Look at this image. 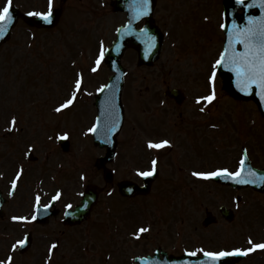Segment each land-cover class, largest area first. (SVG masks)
Segmentation results:
<instances>
[{"label":"rangeland","instance_id":"rangeland-1","mask_svg":"<svg viewBox=\"0 0 264 264\" xmlns=\"http://www.w3.org/2000/svg\"><path fill=\"white\" fill-rule=\"evenodd\" d=\"M19 1L21 2V6L28 7L27 10L34 8V6H27V4H34L36 2H38L41 8L45 9L46 7V0ZM3 2L4 0L2 2L0 1V7ZM90 3L91 0H81L80 3H78V0H76L74 3L71 2L70 5L65 7L62 22L57 30L36 32L24 26L14 31L10 43L5 45L0 51L1 55H3L0 62V88H2L0 89V131L8 126V122L4 123L3 121L7 119L6 114L10 110L9 107L11 104L8 102L13 103V99L8 95V93L12 94L14 91H17L15 96L18 97V95H22L25 97L26 99L21 100L25 103L29 100H32V98L28 99L29 97H32V95H35L37 98L39 96L45 98L47 92L50 91L49 84L52 83L53 94L63 91V95L61 94V97L57 100V102H61L63 98L66 99L68 97L69 91L73 89L76 76L75 70H84V68H86L89 63H92V57L94 56L93 47L94 44L96 45V41L98 43L103 42L105 44L104 47L110 45L111 41L114 39V28L116 27V25L112 26L111 23L115 22L119 24L121 22V17L118 15H112L108 10L105 15H98V17L87 14L86 12ZM169 3H171V5ZM178 3L184 4V9L186 8V4L192 6L191 8H195L197 5L204 9H207L208 7V9H210V14L213 13L215 7V0H187L186 3L183 0H160L158 8L159 16L164 19L165 17H170L172 18L171 20L183 16L184 9L180 10ZM13 4L19 5V2L17 0H13ZM167 5L169 6V9H167ZM77 10L78 12H76ZM175 11L179 13L177 14ZM182 28L184 29V39H186L189 35V37L193 40H198L196 44L194 41L188 42L190 46L188 54L183 51L182 55H179L178 57V63L175 66H172L171 69L177 72H182V69L184 70L185 68V70L188 71L189 76L194 77L195 81L200 77L201 79L204 77V83H206V75L208 72H210L211 68V63H208V60L209 57L216 52V40H207V42H205L206 37L204 38V31H195L193 29L192 23H189L188 25L184 23ZM212 33H216L215 28L212 29ZM132 59L133 54L128 52L124 59L125 65L127 67ZM155 71L156 70L153 71L152 69H145L147 82L144 84L141 83L139 77L138 79L133 80V85L140 89L144 88L146 85L156 87L159 81L154 75ZM85 77V89H81L77 95V100L74 103L75 105L71 106L67 111L68 114L64 118H59L58 122L61 125L59 129L64 130L63 126H72L76 124L77 120L79 119L80 125H78L77 130L73 132V135L77 141L76 145L79 148L90 149L93 147L87 138L80 135V132L92 121V114L93 112L95 113L93 108L94 100L90 96V93H95L97 91V89L104 83L106 76L105 74L99 72L96 76L85 73ZM202 83L203 80L198 82L197 85L199 86H195V89L202 90ZM205 86L206 89L211 87L208 82ZM211 89H213V87ZM215 92L216 95L221 99L213 104V122L215 125L219 126V130L214 132V141H212L209 149L211 151V159H204L206 161V167L211 165L212 167H216L218 165H231L233 168H235V163L238 156L233 152L237 149L238 141L240 142L242 140L245 147H247L250 151L248 153L253 160V164L256 167H264V124H261V131L252 126V124L264 122L259 119L252 106L248 104L239 105L236 102L235 103L237 105L234 104L232 102L233 100L231 101L228 95L220 88V81H218V83L215 85ZM135 96H139V94L135 93ZM3 99L5 100L3 101ZM136 106L140 107L141 103H138ZM17 111L22 120L20 128L23 131L24 136H21L20 138L17 136L15 139H11L9 142L7 141V143L5 140L4 143H0V154L3 155L1 161L8 163L1 164V166L3 167L4 165V167H7L9 170H11L14 165L13 161L22 156V151L24 152L28 144H38L37 140L39 135L50 136L54 134L50 128V124L48 125V123L43 122L38 126L33 125L32 118L29 117L26 108L24 109V112H21L19 109H17ZM76 115H79V117ZM249 116H251L253 120L247 119ZM33 126H35V130H33ZM131 130L132 123L131 120L128 119V123L120 139L122 140L123 147L128 148L130 157L133 158L138 156V165L142 166L144 164L142 155L143 141L137 137H134L137 148H139L138 150L140 152L137 151L136 154V152L130 150V147L133 144V142L132 144L129 143V136L133 134ZM234 130L237 132L234 133ZM26 134L30 135L25 137ZM25 138L27 139L26 143H24ZM47 138L45 139V146L49 142L47 141ZM40 145H44V143H40ZM40 145L38 146V154L43 160V156H45V158L48 157L46 153L47 150L46 147H43L45 148V152L42 154L43 148ZM95 151L96 153H94L93 148V152L92 150L89 151V155L86 154V152L85 154L81 153L79 155L77 167L79 169H86L88 165L87 162L90 161V155L94 153L96 160V156L100 153L99 149ZM51 153L54 154L53 152ZM59 156L62 157V154L60 153ZM75 156L76 152L73 151L71 158H74ZM169 162L170 160H168V157H166L163 159V163L161 162L160 166L166 168V165ZM90 163L91 166L94 165L93 162ZM33 166L39 168L40 170L43 169V166L39 165L38 163L34 164ZM89 179L91 181L94 179L95 184L98 185L99 188L104 185L102 175L100 176V174L97 172L95 176L89 174ZM89 179L87 178V181L91 182ZM171 193L173 192L170 191L165 185L162 191L159 192V201L163 200V197H166L167 199L170 198ZM215 194L217 193L210 195V197H214ZM244 194L248 195V202L242 203V206L239 208L240 210H238L239 213L236 222L229 226L231 228L242 226L238 229L232 230L230 237L235 239L238 237V232L243 233L247 231V229L255 236L258 232H263L262 228L264 227V224L262 220H264V194L252 195L250 192H245ZM108 199L109 197L101 194L102 202ZM178 199H181V196H178ZM197 203L199 215L201 214L203 216V213H200L203 209L200 204L202 205L206 203L210 209L216 212L215 210L218 205L224 202H207L202 200L201 202ZM188 204L189 202H172L171 209L169 202H161L160 208L162 212H160V215L165 221L169 218L175 219L178 209L180 207L183 208L184 205ZM228 204L231 206L232 202H227V205ZM102 206V210L104 211L101 212V218H99L101 223L105 222L107 218L104 216L105 207L103 203ZM108 218L110 219V217ZM245 224L246 229L244 230L243 227H245ZM215 230L217 229L208 230L207 235L209 232L212 234ZM241 238L243 239V237ZM209 239H211L210 236ZM239 241V239L233 240L232 243H238ZM229 243H231L229 236L224 235L222 240L213 241L212 245H225ZM244 246H246V244ZM256 262L257 261L255 259L245 261L244 264H263L264 257L261 261H259V263Z\"/></svg>","mask_w":264,"mask_h":264},{"label":"snow or ice","instance_id":"snow-or-ice-1","mask_svg":"<svg viewBox=\"0 0 264 264\" xmlns=\"http://www.w3.org/2000/svg\"><path fill=\"white\" fill-rule=\"evenodd\" d=\"M151 0H141L138 5V15H146L149 11V5ZM238 3L245 4V0H238ZM259 4L261 7H264V0H259ZM13 7V0H7L6 5L0 9V38H2L7 30L8 24L12 20L11 8ZM32 16L41 17L44 20H47L49 23L51 22V18L53 15V0H49L48 10L46 12H30L28 13ZM233 32L231 34L229 40V48L225 50L216 61V66L224 65L230 66L231 70L235 72L237 78V84L241 88L242 91H251L253 87H257L260 90L261 97H264V17L256 18L249 16L247 26L240 28L235 22H233ZM240 44L243 45V51H238L235 45ZM152 45L149 44V47ZM104 59V49L103 45H101L99 58L96 60V65L99 66L101 61ZM96 69L94 68L93 71ZM210 81L213 83V89L210 95L201 97L200 99L206 100L209 103L212 102L216 98L215 92V79H216V71L215 69L212 71L210 76ZM81 80L77 79L76 88L80 89ZM103 91V89H101ZM75 99V93H73L72 98L66 101L65 104H62L57 111H60L61 108H65L68 105L73 103ZM13 126L16 124L15 118L12 120ZM90 131H95V128L90 129ZM170 141L162 140L160 142H149L148 146L150 148H161L166 145H169ZM156 161H152V168L149 171L140 172L139 175L147 177L155 174L156 172ZM244 160L240 162V169L236 172H230L227 168L218 169L216 171L211 172H197L194 175L201 178H212L219 175H228L233 177H240L244 171ZM18 178V177H17ZM241 183H247L248 181L241 180ZM255 181H253L254 183ZM13 189L16 187V182L13 181L12 184ZM60 193H57L56 196L52 197L53 200H57L60 198ZM36 214L32 215L31 219L36 220L37 215L40 213V197L36 198ZM45 207H49L45 205ZM68 208H71L72 205H67ZM67 215V213H66ZM29 217H13V220H24L27 221ZM147 229H140V232H144ZM27 242V238L17 241V244L23 246ZM16 245H13V249H15ZM56 245H52V248H55ZM255 249H264V243L254 244L252 247L243 250V249H234L232 251L222 250V251H205L200 249V252L203 255L209 257L212 261H219L221 258L232 256V255H247L249 252L254 251ZM197 252H190L189 255L196 256ZM12 257L9 256L7 260L0 261V264H11Z\"/></svg>","mask_w":264,"mask_h":264},{"label":"water","instance_id":"water-1","mask_svg":"<svg viewBox=\"0 0 264 264\" xmlns=\"http://www.w3.org/2000/svg\"><path fill=\"white\" fill-rule=\"evenodd\" d=\"M264 17V7L258 6V12L256 13V18H261ZM121 44V43H120ZM128 45V43H124V46L122 45L120 47V49L118 50V53L121 54L122 53V49L126 48ZM123 49V50H124ZM243 51V49L241 50ZM226 77V82H227V89L230 90L232 93H234V95L238 96V97H242V98H252L255 99L258 104L260 105L263 113H264V97H261L260 95V90L257 87H253L251 91H249L248 93H246L245 91L238 92V91H234L232 88V82L228 79V76L232 77L233 82H237V78H236V74L235 72H233L232 70L230 71V73L228 74H224ZM241 89V88H240ZM102 119L104 120V125H107L108 119L102 114Z\"/></svg>","mask_w":264,"mask_h":264}]
</instances>
